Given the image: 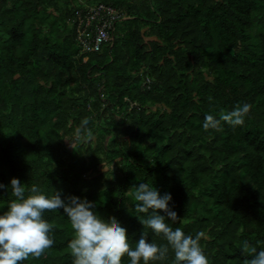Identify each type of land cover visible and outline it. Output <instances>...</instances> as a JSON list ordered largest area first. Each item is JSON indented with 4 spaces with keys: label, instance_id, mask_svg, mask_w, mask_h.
Listing matches in <instances>:
<instances>
[{
    "label": "trees",
    "instance_id": "trees-1",
    "mask_svg": "<svg viewBox=\"0 0 264 264\" xmlns=\"http://www.w3.org/2000/svg\"><path fill=\"white\" fill-rule=\"evenodd\" d=\"M98 5L118 20L82 52L78 31ZM245 103L243 126L203 129ZM13 178L25 196L35 184L94 203L133 249L144 231L166 243L134 210L129 190L147 183L171 195L170 227L207 234L209 264L264 251V0H0V214ZM43 218L54 244L22 264H73L63 209ZM173 260L170 249L155 264Z\"/></svg>",
    "mask_w": 264,
    "mask_h": 264
},
{
    "label": "clouds",
    "instance_id": "clouds-1",
    "mask_svg": "<svg viewBox=\"0 0 264 264\" xmlns=\"http://www.w3.org/2000/svg\"><path fill=\"white\" fill-rule=\"evenodd\" d=\"M250 104L237 105L230 112H221L219 119L209 114L205 116L203 129L221 131V122L236 128L243 126L245 117L251 110ZM89 123L86 118L81 127L75 131L77 139H81L84 126ZM91 136L89 131L87 134ZM14 200L7 204L6 210L0 214V264H22L29 257L39 259L50 249L54 240L49 236L53 225L47 222L43 215L46 211L63 209L73 230V239L68 243L73 264H122V258L127 256L130 264H155L168 257L169 250L174 253L173 264H209L201 247V240L208 239L204 231L195 237L186 235L180 227L173 229L166 221L177 222V213L169 208L172 200L170 194L161 196L160 192L147 183L129 190V194L137 202L134 205L136 213L147 214L148 218H138L144 229H150L155 237L166 241L163 245L149 242L144 231L133 249L127 237V231L115 217L107 221L96 212V205L86 199L70 196L61 199V193L54 190L51 197L42 193L35 184L27 189L19 179L10 181ZM0 184V189L4 188ZM164 213L165 215H161ZM245 251L249 245L243 244ZM251 253H256L253 247ZM245 264H264V251L246 260Z\"/></svg>",
    "mask_w": 264,
    "mask_h": 264
},
{
    "label": "built area",
    "instance_id": "built-area-1",
    "mask_svg": "<svg viewBox=\"0 0 264 264\" xmlns=\"http://www.w3.org/2000/svg\"><path fill=\"white\" fill-rule=\"evenodd\" d=\"M95 20L91 25V21ZM118 16L111 8L103 5L93 7L89 11L83 27L78 31L77 40L82 52H96L109 39V32L113 30V23Z\"/></svg>",
    "mask_w": 264,
    "mask_h": 264
}]
</instances>
